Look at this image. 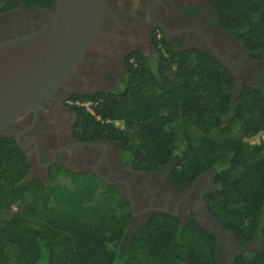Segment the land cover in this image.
I'll return each instance as SVG.
<instances>
[{
    "label": "trees",
    "instance_id": "obj_1",
    "mask_svg": "<svg viewBox=\"0 0 264 264\" xmlns=\"http://www.w3.org/2000/svg\"><path fill=\"white\" fill-rule=\"evenodd\" d=\"M21 3L53 9L55 0H0V15ZM212 5L244 51L264 52V0ZM159 45L150 58L131 56L117 85L92 98V112L73 107L74 134L112 142L137 173L172 164L168 182L179 193L215 171L205 202L245 248L234 264H264V143H248L264 132V88L248 85L235 98V78L213 54ZM31 169L16 139L1 135L0 264H223L218 237L194 214L183 223L154 212L131 235V205L116 187L59 164L45 183Z\"/></svg>",
    "mask_w": 264,
    "mask_h": 264
},
{
    "label": "flooded vegetation",
    "instance_id": "obj_2",
    "mask_svg": "<svg viewBox=\"0 0 264 264\" xmlns=\"http://www.w3.org/2000/svg\"><path fill=\"white\" fill-rule=\"evenodd\" d=\"M53 9L21 3L18 8L1 14L0 42L38 29ZM163 41L181 50L199 49L213 55V50H216L235 69L230 70L219 60L235 78V98L248 86V78L252 80L251 85L264 88V52L252 55L226 33L220 26L212 0H108L102 30L86 61L54 99L39 109L33 130L22 135V145L32 162V176H29L45 182L44 176L48 178L51 166L59 164L73 173L98 178L101 177L96 173L101 174L108 180L101 178L106 186H114L119 191L126 190L125 183L136 205L137 216L132 218L130 226V230L135 229V232L148 221L150 214L164 213L154 210L145 212L151 207L176 211L177 218L183 223L194 214L201 225L215 229L214 223L201 220L205 219L203 210L209 211L207 204L206 207L202 205L201 197L205 200L206 194L214 189L213 171L201 175L196 180L195 190L180 203L176 196L181 193L168 182V166L151 173H137L125 167L117 147L108 140L90 143L97 145L96 148L77 146L88 142L79 141L74 134L77 115L73 107L86 108L87 104L93 106L94 96L117 85L127 64L134 62L131 56L137 54L150 58ZM35 116L36 113L32 112L16 123L12 128L13 138L26 129ZM188 189L182 193H187ZM202 191L207 192L201 195ZM137 194L139 197L135 198ZM185 205L188 212L183 220L181 206ZM197 211L201 212V219ZM214 234L224 249L221 262L234 264L245 248L240 247L233 233L230 236L235 240L234 247L229 241L230 236ZM223 256L225 259H222Z\"/></svg>",
    "mask_w": 264,
    "mask_h": 264
},
{
    "label": "water",
    "instance_id": "obj_3",
    "mask_svg": "<svg viewBox=\"0 0 264 264\" xmlns=\"http://www.w3.org/2000/svg\"><path fill=\"white\" fill-rule=\"evenodd\" d=\"M107 10L108 0H55L54 9L42 26L28 34L0 42V136L13 137L14 125L26 115L35 112L36 116L32 123L15 135L16 142L25 152L22 135L33 130L39 109L54 99L86 61L102 30ZM213 53L230 70L235 71L216 50H213ZM34 146L38 152L35 143ZM77 146L97 147L90 143H80ZM46 166L49 167V164ZM171 169L172 164L168 165L167 173ZM96 175L108 181L101 174ZM212 175L215 179V171ZM44 178L47 182V176ZM197 181L187 193L176 196L180 203L195 190ZM123 184L126 190L121 189V194L129 201L132 217L135 218L137 212L134 199L126 184ZM205 192L207 191H202L201 195ZM201 203L206 207L203 196ZM150 210L178 217L176 211L152 207L145 212ZM202 215L205 217L201 219L200 216L202 221L215 224V229L202 224L212 234L223 233L227 236L232 234L209 211L205 210Z\"/></svg>",
    "mask_w": 264,
    "mask_h": 264
},
{
    "label": "rangeland",
    "instance_id": "obj_4",
    "mask_svg": "<svg viewBox=\"0 0 264 264\" xmlns=\"http://www.w3.org/2000/svg\"><path fill=\"white\" fill-rule=\"evenodd\" d=\"M250 81H252L251 80V78H248V85L250 84L251 85V82ZM243 82H246V80H244ZM115 124V126L116 127H120V128H122L123 127V123L122 122H115L114 123ZM248 143H250V144H252V145H255V144H261V143H264V132H262L261 134H259L258 136H256V137H254V138H251V139H248ZM136 197H139V195L137 194L136 196H135V198ZM136 206V205H135ZM183 209V216H182V219L183 220H185L186 218H185V216L187 215V212H188V209H187V207H186V205L183 207V206H181ZM136 210V209H135ZM203 211H205V210H203ZM202 211V212H203ZM137 212V211H136ZM198 212V214L200 215V211H197ZM201 217H202V215H200ZM184 222V221H183ZM129 232H130V234H134L135 233V229H131V230H129ZM230 243H231V245H233V247H234V244H235V240L233 239V238H231V236H230ZM259 243H255L254 245H258ZM223 250L224 249H222V253H221V255H223ZM231 250V249H230ZM231 252V251H230ZM228 254H229V251L227 252ZM230 255V254H229ZM222 259H225V257L223 256L222 257Z\"/></svg>",
    "mask_w": 264,
    "mask_h": 264
},
{
    "label": "built area",
    "instance_id": "obj_5",
    "mask_svg": "<svg viewBox=\"0 0 264 264\" xmlns=\"http://www.w3.org/2000/svg\"><path fill=\"white\" fill-rule=\"evenodd\" d=\"M85 107L90 111V112H92V106H90V105H85ZM14 209H16V208H14Z\"/></svg>",
    "mask_w": 264,
    "mask_h": 264
}]
</instances>
